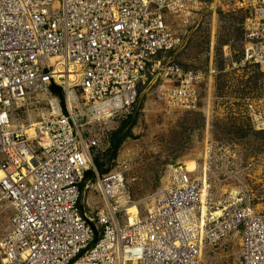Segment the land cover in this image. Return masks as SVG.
Segmentation results:
<instances>
[{
  "label": "built area",
  "instance_id": "2783aa9c",
  "mask_svg": "<svg viewBox=\"0 0 264 264\" xmlns=\"http://www.w3.org/2000/svg\"><path fill=\"white\" fill-rule=\"evenodd\" d=\"M217 4L0 0V206L11 211L0 264H200L207 246L233 233L241 235V264H264V214L235 206L204 217V185L183 167L170 168L167 188L132 224L122 226L105 202L123 187L118 175L98 177L106 208L92 217L81 207L91 151L101 143L85 138L84 126L130 115L150 69L168 80L172 106L195 109L204 78L157 59L183 45L171 18L195 24ZM234 10L246 14L245 62L264 69V0H236ZM36 93L48 112L31 135L14 120Z\"/></svg>",
  "mask_w": 264,
  "mask_h": 264
},
{
  "label": "rangeland",
  "instance_id": "374dc122",
  "mask_svg": "<svg viewBox=\"0 0 264 264\" xmlns=\"http://www.w3.org/2000/svg\"><path fill=\"white\" fill-rule=\"evenodd\" d=\"M235 4L236 0H218L195 24L184 26L172 18L168 24L182 37L183 45L157 61L204 78L195 109L172 106L168 80L150 69L130 115L102 127L84 126L86 120L80 123L85 138L94 135L101 141L99 149L91 151L95 178L88 175L82 185L81 207L89 216L106 208L98 177L123 178L120 197L127 204L119 198L112 202L123 226L126 206H136L145 218L150 198L167 188L170 168H185L189 163L197 167L191 177L205 185V207L211 214L235 206H251L264 214V69L244 60L246 14L234 10ZM47 112L45 96L36 93L17 112L14 124L23 131L22 126L39 123ZM128 118L126 138L112 158L110 138ZM97 163L105 173L97 170ZM10 218L9 206H0V241L10 230ZM241 252V235L233 233L207 246L200 264H241Z\"/></svg>",
  "mask_w": 264,
  "mask_h": 264
},
{
  "label": "bare ground",
  "instance_id": "6f19581e",
  "mask_svg": "<svg viewBox=\"0 0 264 264\" xmlns=\"http://www.w3.org/2000/svg\"><path fill=\"white\" fill-rule=\"evenodd\" d=\"M162 59V58H161ZM162 61V60H161ZM82 123V122H81ZM36 126V123H34V124H31V126H29V127H25V126H22V129H23V131L24 132H27L28 134H33V129H34V127ZM186 168V171L188 172V173H190V174H192V173H196L197 172V167L194 165V164H192V163H189V164H187V167H185ZM188 168V169H187ZM120 177V180H122L123 181V178L121 177V176H119ZM1 178H2V174H0V180H1ZM203 183V182H202ZM103 189V188H102ZM204 189H205V185H204ZM104 191V190H103ZM121 196V190L118 192V194H117V199L119 198V202L121 201V203L122 204H127V202H123L122 201V198L120 197ZM234 196V195H233ZM232 196V197H233ZM237 196V195H236ZM106 197V196H105ZM236 198V197H235ZM106 200H105V202H106V205H107V207L109 208V210H110V212H111V214L114 216L115 214H116V212L114 211V207L110 204V201H109V199L108 198H105ZM204 199H205V195H204V197H203V200H202V211H203V214H204V217L205 216H210L209 214L211 213V211H209V209H207L205 206H207V203L204 201ZM236 202V201H235ZM113 208V209H112ZM126 208V214H127V224H132V223H134L135 222V218H138V216H139V211H138V208L136 207V206H134V205H129V206H126L125 207ZM220 210H218V212L217 213H215V214H213L212 213V216L214 217V218H219V217H221L222 216V212H219ZM119 221V220H118Z\"/></svg>",
  "mask_w": 264,
  "mask_h": 264
},
{
  "label": "trees",
  "instance_id": "16d2710c",
  "mask_svg": "<svg viewBox=\"0 0 264 264\" xmlns=\"http://www.w3.org/2000/svg\"><path fill=\"white\" fill-rule=\"evenodd\" d=\"M51 90H52V93L54 95L62 98L61 91L59 90V88L53 86L51 88ZM129 123H131V118H128V122H126L120 130H118L117 132L112 134V136L110 138V151L113 154L112 158L117 155L119 149L121 148V146H122V144L126 138V135L124 134V130H125L126 126L129 125ZM96 167H97V170L101 174L106 172V171H103L102 166H100L98 163H97ZM88 175L95 178V174L93 171L87 172L85 174V179L88 178Z\"/></svg>",
  "mask_w": 264,
  "mask_h": 264
}]
</instances>
